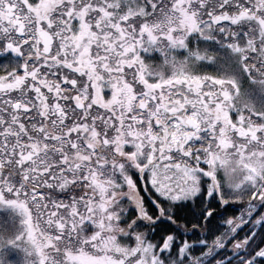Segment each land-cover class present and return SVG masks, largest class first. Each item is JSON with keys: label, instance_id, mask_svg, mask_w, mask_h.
<instances>
[{"label": "snow or ice", "instance_id": "obj_1", "mask_svg": "<svg viewBox=\"0 0 264 264\" xmlns=\"http://www.w3.org/2000/svg\"><path fill=\"white\" fill-rule=\"evenodd\" d=\"M0 264H264V0H0Z\"/></svg>", "mask_w": 264, "mask_h": 264}]
</instances>
